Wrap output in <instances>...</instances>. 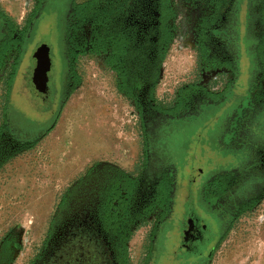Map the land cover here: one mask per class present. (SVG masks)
Returning a JSON list of instances; mask_svg holds the SVG:
<instances>
[{
	"label": "flooded vegetation",
	"instance_id": "af4514ba",
	"mask_svg": "<svg viewBox=\"0 0 264 264\" xmlns=\"http://www.w3.org/2000/svg\"><path fill=\"white\" fill-rule=\"evenodd\" d=\"M48 1L33 0L32 19H26L23 27L15 25L10 18H0V64L3 65L10 51L16 50L14 67H17L22 55L20 51L25 45L24 35L33 28L31 20L38 17ZM89 1H71L64 17L61 44L65 79L52 82L49 76L53 63L59 60L56 53L59 41L36 56L29 87L39 91L42 104L54 102L59 82L61 94L63 86H71L72 66L80 53H89L93 48L100 52L94 56L115 76L118 93L132 101L133 110L141 118L144 128L157 121L160 124L178 122L174 132L180 131L190 123L188 119L196 117L199 106L205 105L209 110L228 96L242 97L245 101L239 102L234 96L235 108L225 133V148L234 150L237 167L221 176L226 189L232 188L237 182L228 176L238 170V176H242V182L238 181L239 189L249 206L253 205L252 210L255 209L264 197V134L261 139L247 140L243 130L250 126L264 131V0H191L204 11L194 17L190 43L196 66L200 65L202 69L198 77L184 80L173 92V100L166 103L157 97L156 85L162 64L160 58L165 49V33L168 31L174 36L176 13L172 0H94L88 8L74 6ZM86 9L92 12H86ZM83 25H88L91 30L86 32ZM81 27L84 28L80 31ZM13 45L14 48L7 52ZM116 50L124 52L119 61L125 70L122 80L116 70L107 65V59L111 55L115 57ZM241 51L247 54L244 58L247 76L243 82L239 81L243 69ZM241 87L244 92L234 91ZM1 98L0 177L5 175V166L18 154L35 148L40 137L37 121L19 122L28 126L25 130L11 128L10 114L4 97ZM35 107L31 110L37 114ZM48 112L46 109L44 113ZM248 114L259 120L256 126L245 125ZM170 136L165 142L172 143ZM151 158L147 150L136 175L103 164L67 184L48 225L43 245L31 264H133L129 253L130 236L137 227L151 225L150 249L141 262L149 264L157 239L155 233L164 212L161 183L165 173L157 165H151L154 164ZM216 178L212 177L208 184ZM226 207V211L234 213L241 209H234L235 205ZM180 226H184V232L188 229L185 237L178 234L181 261L208 264L201 260L211 258L212 253L205 254L200 245L209 242L206 234L213 229L203 225L201 219H195L190 226L183 222Z\"/></svg>",
	"mask_w": 264,
	"mask_h": 264
},
{
	"label": "rangeland",
	"instance_id": "374dc122",
	"mask_svg": "<svg viewBox=\"0 0 264 264\" xmlns=\"http://www.w3.org/2000/svg\"><path fill=\"white\" fill-rule=\"evenodd\" d=\"M8 1L13 14H5L1 7L0 12L23 27L26 19H32L33 0ZM71 1L83 3L87 0H49L45 3L38 17L31 20L33 28L24 35L25 45L17 67L14 68L17 52L14 50L8 53L0 69V105L4 97L11 128L25 130L28 126L22 121H37L40 135L35 148L18 154L5 166V175L0 177V264L32 263L43 245L67 184L103 164L136 175L147 150L154 162L151 165L168 171L174 181L171 210L166 217L160 218L162 222L155 233L157 239L149 264H195L181 261L182 252L178 248L182 217L190 209L197 212L203 225L221 235L211 258L201 261L264 264V198L252 211L234 217L231 211H226L227 207L223 213L213 212L214 199L209 198L206 191L212 177L237 167L234 150L225 148V133L237 96H228L209 110L205 105L199 106L196 117L188 119L190 123L186 128L174 132L178 122L160 124L157 121L144 128L133 110L132 101L118 93L115 76L102 60L87 51L80 53L72 66L71 86H63L61 94V83L57 85L54 102L42 104L39 91L29 87L36 56L42 50H49L53 42L60 43L56 52L59 60L53 63L49 76L52 82L66 77L61 39ZM192 2L172 0L176 13L174 36L156 85V95L164 103L173 100V92L184 80L201 73L202 66H196L190 43L194 17L204 11L201 5ZM83 26L86 32L91 30L88 25ZM241 55L243 69L239 81L243 82L247 76L244 70L247 54L241 51ZM234 91L242 93L244 88ZM237 99L245 101L242 97ZM34 106L38 115L31 110ZM46 109L48 113H44ZM169 135L172 143L165 142ZM152 232V226L148 225L137 227L130 236L129 253L133 264H141L150 249Z\"/></svg>",
	"mask_w": 264,
	"mask_h": 264
},
{
	"label": "trees",
	"instance_id": "16d2710c",
	"mask_svg": "<svg viewBox=\"0 0 264 264\" xmlns=\"http://www.w3.org/2000/svg\"><path fill=\"white\" fill-rule=\"evenodd\" d=\"M93 1L94 0H91L85 4L74 5V6L88 8L92 4ZM86 12L91 13L92 11L86 9ZM0 18L6 19L7 17L3 13L0 12ZM165 36H166L165 49L161 55L160 63H162L163 60L165 59L167 52H168V49H169V46H170L172 39H173L172 33L168 32V31H166ZM13 48H14V45L9 46L6 51L8 52L9 50H11ZM99 53L100 52L95 48H93L92 50L89 51V54H92V55L99 54ZM123 53L124 52H122V51L116 50L114 52L115 57L113 55H111L107 59V65L116 70V72L118 73V76L121 80L125 77V70L122 67V64L119 63ZM0 67H2V63L0 64ZM245 116L247 118H249L247 120V122L245 123L246 126H248L249 124L256 126V124L259 123V120L255 119L254 116H251L250 114L245 115ZM244 129L245 130L241 129V131H239V134L243 130V134H244L243 137L247 140L261 139L263 134H264V131H259L256 127L250 128V126H249V127H245ZM228 177H232V179L237 182V184L235 186H232V188L226 189V187L224 186V183H223V176L220 175L216 179H214L213 182L209 183L206 186V191L208 192L207 193L208 197L214 199V207L212 208L213 212L223 213L224 207H226L227 205H230V206L235 205L234 209L239 208V207L241 209H240V211H238L236 213H234L232 211L234 214L232 212L231 213H232V216L238 217V216H241V215L251 211L253 208V205L249 206V202H247L246 196L243 195V193L239 189L241 186H240V183H238V181L240 180L242 182V176L241 175L238 176V170L234 171L233 174L229 175ZM161 187L163 189V191L161 193V204L164 208V212L162 213V217H166L170 213V210H171V202H172V196H173V191H174V181H173V178L171 177V174L168 171H165V173H164V176L162 178ZM186 219H187V222H185ZM195 219H199V216L194 209H190L182 217V220H183L182 222L186 226H190L191 224H193L195 222ZM187 231H188V229H187ZM187 231L184 232V226H181L179 233L181 236L185 237L188 233ZM206 235L209 236V242H202L200 245V248H201L200 250H202V248L204 247V251H205V249H207L206 253L207 252L212 253V251L214 250V247L219 243V241L221 239V235L219 236L218 233H214L213 230L208 231Z\"/></svg>",
	"mask_w": 264,
	"mask_h": 264
},
{
	"label": "crops",
	"instance_id": "0c3cea01",
	"mask_svg": "<svg viewBox=\"0 0 264 264\" xmlns=\"http://www.w3.org/2000/svg\"><path fill=\"white\" fill-rule=\"evenodd\" d=\"M9 4H11L8 0H0V7L2 8V10L5 12V14L8 15V12H10V14H13V10L11 6H8ZM4 7H6L4 9ZM9 14V16H10Z\"/></svg>",
	"mask_w": 264,
	"mask_h": 264
}]
</instances>
